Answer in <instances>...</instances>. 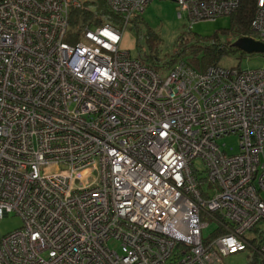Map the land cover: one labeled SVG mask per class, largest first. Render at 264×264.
I'll return each mask as SVG.
<instances>
[{"label":"built area","instance_id":"1","mask_svg":"<svg viewBox=\"0 0 264 264\" xmlns=\"http://www.w3.org/2000/svg\"><path fill=\"white\" fill-rule=\"evenodd\" d=\"M152 1L104 0L119 26H71L77 0H0V219L22 222L0 264L264 261V229L246 239L264 222V69L132 58L122 32ZM239 1L175 0L177 18L191 29ZM250 30L264 44V0ZM203 218L223 234L205 239Z\"/></svg>","mask_w":264,"mask_h":264},{"label":"rangeland","instance_id":"2","mask_svg":"<svg viewBox=\"0 0 264 264\" xmlns=\"http://www.w3.org/2000/svg\"><path fill=\"white\" fill-rule=\"evenodd\" d=\"M77 1L89 13L94 14L102 0ZM72 12H74L73 9ZM81 13L77 15L80 17L82 16ZM177 13L178 9L175 2L153 0L144 12L140 14L137 25L130 23L124 29L119 48L129 52L132 58H137L139 51H144L145 53L148 51L146 37L154 36L157 39V51L161 59L166 60L173 53V48L177 41L183 37L189 43L195 40H202V45L204 46L208 45L209 40L213 37L216 38L217 43L221 46L231 44L238 39L235 35L233 21L229 16H221L214 21L197 22L189 29L185 18H177ZM251 39L254 40V38ZM219 66L225 68L236 67L242 71L264 69V55L258 53L246 54L236 50L225 54L219 61ZM217 143L227 155H234L239 151L238 137L236 135L224 137L218 140ZM193 165L198 169L203 167V163L199 160H194ZM259 197L264 201V190L259 192ZM203 220L209 225L203 232L204 238L207 239L215 227L207 219L203 218ZM21 226L22 222L18 216L10 215L0 219V238L19 230ZM257 228L259 230L264 229V222L260 223ZM247 237H250V235L247 234ZM110 247L116 248L114 243H110ZM251 260L250 251L245 250L222 258L221 264H248Z\"/></svg>","mask_w":264,"mask_h":264},{"label":"trees","instance_id":"3","mask_svg":"<svg viewBox=\"0 0 264 264\" xmlns=\"http://www.w3.org/2000/svg\"><path fill=\"white\" fill-rule=\"evenodd\" d=\"M256 0H240L236 11L229 15L233 21L235 35L238 38H256V35L250 30V23L254 16ZM71 11L70 25L75 26L78 23L79 18H82L88 26H98L103 24L120 25L122 17L112 13L106 6L104 0L101 1L96 13H89L86 9ZM82 14L78 16L77 14ZM140 15H136L132 18L130 23L137 25V21ZM76 18H78L76 20ZM129 23V24H130ZM148 51H139L137 58L139 61L150 67L155 71L167 70L173 67V65L179 61L184 62L197 72H203L210 66H219V61L228 52H235L236 49L228 44L221 46L217 43L216 38H211L208 45H202V40H195L189 43L185 37L177 41L173 48V53L168 56V59L162 60L159 52L157 51V39L154 36L146 37ZM237 69L236 67H232ZM239 70V69H237ZM212 224V223H211ZM215 229L211 231L209 237H215L223 234L220 227L213 224ZM250 237H247L250 245L259 246V241L262 236V232L257 227H253L248 233ZM246 250L250 251L252 260L248 264H264V261H259L256 254L248 247Z\"/></svg>","mask_w":264,"mask_h":264},{"label":"water","instance_id":"4","mask_svg":"<svg viewBox=\"0 0 264 264\" xmlns=\"http://www.w3.org/2000/svg\"><path fill=\"white\" fill-rule=\"evenodd\" d=\"M175 2V0H170ZM231 46L246 54L258 53L264 55V44L254 41L251 38H238Z\"/></svg>","mask_w":264,"mask_h":264}]
</instances>
